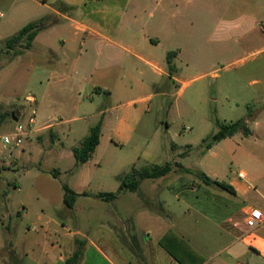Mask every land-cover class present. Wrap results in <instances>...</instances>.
Wrapping results in <instances>:
<instances>
[{
	"label": "crops",
	"instance_id": "crops-1",
	"mask_svg": "<svg viewBox=\"0 0 264 264\" xmlns=\"http://www.w3.org/2000/svg\"><path fill=\"white\" fill-rule=\"evenodd\" d=\"M212 1L0 0V10L5 11L0 16L6 17L1 32L10 34L1 42L31 22L57 18L21 55H39L36 40L56 28L66 31L75 46V52L64 48L59 55L47 49V62L54 67L49 75L71 82L74 106L39 122L40 94L28 95L26 100L30 114L36 112L34 131L49 132V149L57 147L61 154L69 151L73 158L70 169H59V178L51 177L60 181L65 174L70 180L61 182V188L67 184L81 194L68 209L62 188L63 203L57 213L47 215L42 211L23 227L24 233L9 244L7 258L0 254V264H264V92L257 102L262 106L251 114L250 135L237 133L221 140L202 151L192 167L179 162L188 172L174 169L159 179H148L156 191L157 206H142L139 193L131 191L119 193L113 201L83 195L117 193L120 183L116 178L123 174L121 171L141 168L138 163L147 138L138 130L153 97L167 94L158 90L160 80L182 84L178 90L182 93L189 82L181 78V72L198 61L242 65L264 53V15L260 11L242 14L238 7V17L230 20L225 15L228 5L212 8ZM104 2L111 6H104ZM200 9L215 19L209 30L199 28L207 23V16L201 19ZM61 43L65 47L68 40ZM170 52H176L172 75ZM63 64L69 65V74L60 70ZM50 80L47 78L48 87ZM104 95L110 98L107 105L102 102ZM47 114L44 110L43 117ZM102 116L100 144L88 162L76 167L73 148L80 146ZM80 135L79 144L67 145L69 138L75 140ZM127 147L132 148L127 158L109 154ZM23 152H18L13 162L22 159ZM2 158L0 178L13 172L12 168L5 169L12 160ZM161 162L158 159L154 164ZM24 168L17 167L15 175L31 171L29 166ZM200 173L227 184L232 191L205 184ZM12 185L21 189L16 182L5 184L8 188ZM4 193L7 202L9 194L3 189ZM23 209L26 212L18 213L21 219L27 215V209ZM250 209L263 215L262 223L255 228L246 225ZM0 223L6 227L1 218ZM4 248L2 245L0 250ZM78 251H82V257L74 260Z\"/></svg>",
	"mask_w": 264,
	"mask_h": 264
},
{
	"label": "rangeland",
	"instance_id": "rangeland-1",
	"mask_svg": "<svg viewBox=\"0 0 264 264\" xmlns=\"http://www.w3.org/2000/svg\"><path fill=\"white\" fill-rule=\"evenodd\" d=\"M221 4L228 5L225 15L230 20L238 17V7L242 14L260 11L264 15V0H244V2L228 0L226 3L222 0H213L212 8L213 5L221 6ZM103 5L111 6L107 2ZM2 13L5 14V11L0 10V14ZM205 16H207L205 19L207 23L204 21ZM214 17L215 15H212V18ZM5 19L6 17L0 16V138L9 133L16 123L25 124L29 120L31 107L26 100L28 95L40 94L41 96L37 114L39 122L50 119L53 112L59 114L63 109L72 108L75 104L70 97L73 85L71 82L70 84L61 82L55 76L50 77L49 72L54 67L47 62L49 52L47 49H51L58 55L65 50L64 48L71 53L75 52V46L70 42L68 33L60 28L45 32L35 43L39 55L27 53L16 57L15 51L23 50L25 42L17 44L15 50L8 49L7 40L1 42L3 37L10 35L1 32V23ZM201 19L204 24L201 23L199 28L209 30L211 25L214 27L215 19L211 20L204 9L201 12ZM56 21V17H49L46 25ZM262 27H264V20ZM207 33L209 31H206ZM61 40H68L65 47ZM198 62L181 72V78L189 82L182 93L178 91L182 84L178 85L167 79L158 82V90H166L167 94L153 97L150 108L139 126V133L147 138L138 163L139 167L150 166L158 159L162 161L160 165L165 163L175 165L179 162L184 166L197 165L198 158L206 149L210 136L217 132L221 124L242 119L262 106V103L257 102L260 94L264 92V53L250 57L242 65H231L226 61L208 59ZM69 68V65H60V70L68 74ZM214 73L217 76H213ZM47 78H51L49 87L46 83ZM89 92L90 89L87 94ZM102 102L107 105L110 98L104 95ZM99 104L100 107L101 103ZM34 107L37 109L36 105ZM44 110L48 113L45 117H43ZM15 112L21 114L20 118L13 116ZM61 118H64L63 115ZM96 120L97 118L93 121ZM85 132L83 136L88 131ZM83 136L80 135L75 140L69 138L66 143L68 146L77 145ZM206 137L208 140L202 141ZM51 139L50 133L46 130H35L20 147L4 149L0 145V157L12 160L5 169L13 170V172L4 173L0 178V218L4 220L6 226L3 228L0 223V247L5 246L0 250V254L6 258L11 252L9 244L15 243L24 233L23 227L27 226L31 220H35L42 211L47 215H55L62 206L61 182H67L70 178L63 174L60 181H56L49 172L56 168L64 172L74 163L73 158L69 157V151L61 154L57 147L49 149ZM131 149V147L117 148L109 154L123 159L129 156ZM22 151H24L22 159L13 162L17 153ZM28 166L31 171L27 173L21 171L15 175L19 171L17 167L22 169ZM126 170L123 169L121 173ZM7 181L20 184L21 189L18 190L15 185L6 187ZM3 189L9 194L7 202H5L6 193L2 194ZM140 191L146 202L157 206L156 191L153 190L150 180L142 181ZM146 202L142 201V206H145ZM23 208L27 209L25 219L18 216L19 211H24ZM99 209L101 208L98 207L97 212L100 211Z\"/></svg>",
	"mask_w": 264,
	"mask_h": 264
},
{
	"label": "trees",
	"instance_id": "trees-1",
	"mask_svg": "<svg viewBox=\"0 0 264 264\" xmlns=\"http://www.w3.org/2000/svg\"><path fill=\"white\" fill-rule=\"evenodd\" d=\"M48 17L42 18L38 21H34L26 25L22 28L18 33L7 39L6 45L9 50H15V47L20 42H25V47L23 50L15 51V55L19 56L24 53L25 50H28L32 46V42L35 37L38 35L40 31L45 29L48 25H46V21ZM176 56V52H170L168 54V63L170 75L174 73V66L172 65V59ZM13 116H16V112L13 113ZM252 115L249 114L247 117L239 119L235 122H231L228 124H221L218 132L210 136L209 142L206 145V149H210L214 144L220 142L221 140L234 136L237 133H243L245 136L251 134V130L249 128V122L252 120ZM102 126H103V116L101 119L90 128L88 135L82 140L80 146L73 148V154L76 160V167L88 162L92 156L94 155L96 148L100 144V139L102 135ZM208 139H204L206 142ZM175 168L179 171L188 172L182 164L176 163L175 165L171 163H165L164 165L153 164L150 166H146L143 168L133 167L129 172L123 173L117 176V180L120 183V187L117 193H101L98 195H90L88 193H83L84 196H95L105 201H113L119 193L123 191H131L139 193L140 197L144 202L145 197L143 193L140 191L141 183L145 179H159L168 175ZM2 172V168H0V173ZM53 178H59L61 171L59 169H54L50 172ZM200 177L205 184L215 185L221 189L232 191V189L225 183H221L219 181H214L209 178L206 174L200 173ZM62 188L64 191L63 202L66 208L72 209L74 204L81 194L77 193L73 189H71L67 184H62ZM149 202H146L148 204ZM82 257V251H78L74 254V260H79Z\"/></svg>",
	"mask_w": 264,
	"mask_h": 264
},
{
	"label": "built area",
	"instance_id": "built-area-1",
	"mask_svg": "<svg viewBox=\"0 0 264 264\" xmlns=\"http://www.w3.org/2000/svg\"><path fill=\"white\" fill-rule=\"evenodd\" d=\"M36 126V112L32 111L27 123L18 122L9 133L0 138V145L4 148H15L23 145L24 141L33 133ZM243 177V175H240ZM263 221L262 213L257 209H250L246 218V225L255 228Z\"/></svg>",
	"mask_w": 264,
	"mask_h": 264
},
{
	"label": "water",
	"instance_id": "water-1",
	"mask_svg": "<svg viewBox=\"0 0 264 264\" xmlns=\"http://www.w3.org/2000/svg\"><path fill=\"white\" fill-rule=\"evenodd\" d=\"M16 117H19V112L16 113Z\"/></svg>",
	"mask_w": 264,
	"mask_h": 264
}]
</instances>
